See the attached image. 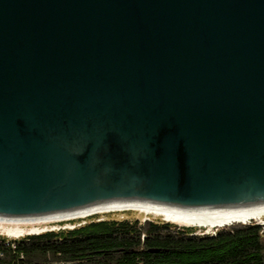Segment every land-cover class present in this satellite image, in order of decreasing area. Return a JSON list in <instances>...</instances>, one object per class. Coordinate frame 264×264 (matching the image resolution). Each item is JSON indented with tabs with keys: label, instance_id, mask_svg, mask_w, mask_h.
Here are the masks:
<instances>
[{
	"label": "water",
	"instance_id": "1",
	"mask_svg": "<svg viewBox=\"0 0 264 264\" xmlns=\"http://www.w3.org/2000/svg\"><path fill=\"white\" fill-rule=\"evenodd\" d=\"M264 205V0H0V219Z\"/></svg>",
	"mask_w": 264,
	"mask_h": 264
},
{
	"label": "trees",
	"instance_id": "2",
	"mask_svg": "<svg viewBox=\"0 0 264 264\" xmlns=\"http://www.w3.org/2000/svg\"><path fill=\"white\" fill-rule=\"evenodd\" d=\"M0 264H264V227L198 234L165 220L91 218L20 239L0 235Z\"/></svg>",
	"mask_w": 264,
	"mask_h": 264
},
{
	"label": "bare ground",
	"instance_id": "3",
	"mask_svg": "<svg viewBox=\"0 0 264 264\" xmlns=\"http://www.w3.org/2000/svg\"><path fill=\"white\" fill-rule=\"evenodd\" d=\"M124 209H135V210L139 209L140 211L146 213L163 215L166 217L167 220L173 221L175 223H185V224L198 225V226L208 225L209 228H211V226L213 227L218 225H226L233 222L242 223L248 221L251 218L256 219L258 218L257 214L264 212V205H256V206L243 207V208L214 209V210H204V211H187L181 209L160 208L149 205H123V206H115L104 209H96L83 214L68 216L60 219H73L75 217H85L91 214L101 213L104 211L124 210ZM56 220L58 221L59 219L45 220V221H15V220L0 219V222L11 223V224H22V223L35 224V223L56 221ZM12 234L15 236H20L24 234V232L22 230H15L12 232Z\"/></svg>",
	"mask_w": 264,
	"mask_h": 264
},
{
	"label": "rangeland",
	"instance_id": "4",
	"mask_svg": "<svg viewBox=\"0 0 264 264\" xmlns=\"http://www.w3.org/2000/svg\"><path fill=\"white\" fill-rule=\"evenodd\" d=\"M258 218H251L246 222H233L226 225H218V226H211L209 228L208 225L198 226V225H191V224H185V223H175L173 221L167 220L165 216L163 215H157L154 213H146L143 211H140L139 209H124V210H110V211H104L101 213H95L91 214L85 217H75L73 219H59L58 221H47V222H41V223H31V224H11V223H5L0 222V235L5 236L10 239H20L28 235H36L40 233H44L47 231H58L60 229H73L81 224H83L86 220H89L91 218H99V219H124V218H132V219H140L142 221H148V220H162L167 221L171 223L178 224L179 226H185V227H192L198 231V234H211L214 233L218 228H222L224 226H230L232 224H249L250 222H254L256 224L264 223V212L257 214ZM259 220V221H257ZM261 221V222H260ZM15 230H22L24 234L20 236H15L12 234ZM12 231V232H11ZM11 232V233H10ZM10 233V234H9ZM12 234V235H11Z\"/></svg>",
	"mask_w": 264,
	"mask_h": 264
},
{
	"label": "built area",
	"instance_id": "5",
	"mask_svg": "<svg viewBox=\"0 0 264 264\" xmlns=\"http://www.w3.org/2000/svg\"><path fill=\"white\" fill-rule=\"evenodd\" d=\"M262 225H263V227H264V223H261Z\"/></svg>",
	"mask_w": 264,
	"mask_h": 264
},
{
	"label": "clouds",
	"instance_id": "6",
	"mask_svg": "<svg viewBox=\"0 0 264 264\" xmlns=\"http://www.w3.org/2000/svg\"><path fill=\"white\" fill-rule=\"evenodd\" d=\"M259 225H261L263 227V225L261 223Z\"/></svg>",
	"mask_w": 264,
	"mask_h": 264
}]
</instances>
